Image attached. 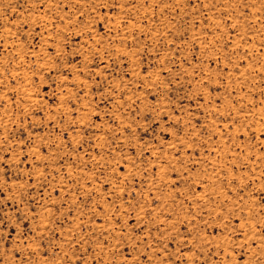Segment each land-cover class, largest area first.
<instances>
[{
  "label": "rangeland",
  "instance_id": "obj_1",
  "mask_svg": "<svg viewBox=\"0 0 264 264\" xmlns=\"http://www.w3.org/2000/svg\"><path fill=\"white\" fill-rule=\"evenodd\" d=\"M262 224L264 0H0V264H264Z\"/></svg>",
  "mask_w": 264,
  "mask_h": 264
},
{
  "label": "snow or ice",
  "instance_id": "obj_2",
  "mask_svg": "<svg viewBox=\"0 0 264 264\" xmlns=\"http://www.w3.org/2000/svg\"><path fill=\"white\" fill-rule=\"evenodd\" d=\"M233 29H235V26H233ZM225 47H227V45H225ZM105 187H107V185H105ZM260 229H261L262 231H264V224L260 225ZM75 264H80V260L77 259V260L75 261ZM134 264H135V261H134ZM148 264H151V261H150V260L148 261ZM185 264H186V262H185Z\"/></svg>",
  "mask_w": 264,
  "mask_h": 264
},
{
  "label": "bare ground",
  "instance_id": "obj_3",
  "mask_svg": "<svg viewBox=\"0 0 264 264\" xmlns=\"http://www.w3.org/2000/svg\"><path fill=\"white\" fill-rule=\"evenodd\" d=\"M225 247V246H224ZM256 261V260H255Z\"/></svg>",
  "mask_w": 264,
  "mask_h": 264
}]
</instances>
